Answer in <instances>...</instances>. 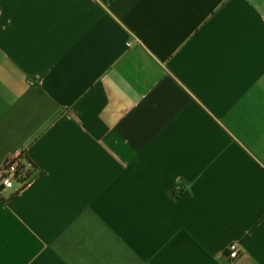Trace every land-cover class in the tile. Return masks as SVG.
<instances>
[{"label":"crops","instance_id":"1","mask_svg":"<svg viewBox=\"0 0 264 264\" xmlns=\"http://www.w3.org/2000/svg\"><path fill=\"white\" fill-rule=\"evenodd\" d=\"M0 10V264H264V0Z\"/></svg>","mask_w":264,"mask_h":264},{"label":"built area","instance_id":"2","mask_svg":"<svg viewBox=\"0 0 264 264\" xmlns=\"http://www.w3.org/2000/svg\"><path fill=\"white\" fill-rule=\"evenodd\" d=\"M19 154L14 156L13 158L8 159L1 168L0 171V196L2 198H8L1 195V192L4 189H9L14 186L16 182H20L22 185L25 184L28 179H19L21 171L19 170ZM28 168V167H25ZM243 244L238 241H232L228 245L229 255L231 258H235L240 254V250L243 249ZM235 253V255H233Z\"/></svg>","mask_w":264,"mask_h":264},{"label":"trees","instance_id":"3","mask_svg":"<svg viewBox=\"0 0 264 264\" xmlns=\"http://www.w3.org/2000/svg\"><path fill=\"white\" fill-rule=\"evenodd\" d=\"M23 158V156L21 157V159ZM20 158H19V160H18V162H19V170L21 171L20 173H18V174H21L20 175V180L21 179H28L30 176H31V174H32V168H35L36 167V165L32 162H30V161H28L31 165H30V167H32V168H25L26 167V164L21 160ZM24 159L25 160H27V158H25L24 157Z\"/></svg>","mask_w":264,"mask_h":264},{"label":"water","instance_id":"4","mask_svg":"<svg viewBox=\"0 0 264 264\" xmlns=\"http://www.w3.org/2000/svg\"><path fill=\"white\" fill-rule=\"evenodd\" d=\"M0 17H1V10H0Z\"/></svg>","mask_w":264,"mask_h":264},{"label":"snow or ice","instance_id":"5","mask_svg":"<svg viewBox=\"0 0 264 264\" xmlns=\"http://www.w3.org/2000/svg\"><path fill=\"white\" fill-rule=\"evenodd\" d=\"M233 255H235V253H233Z\"/></svg>","mask_w":264,"mask_h":264}]
</instances>
